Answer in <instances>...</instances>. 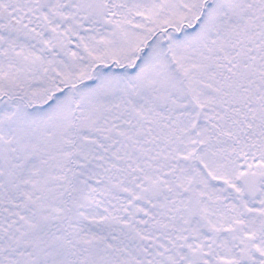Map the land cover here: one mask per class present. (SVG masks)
<instances>
[{
  "label": "snow or ice",
  "instance_id": "obj_1",
  "mask_svg": "<svg viewBox=\"0 0 264 264\" xmlns=\"http://www.w3.org/2000/svg\"><path fill=\"white\" fill-rule=\"evenodd\" d=\"M0 264H264V0H0Z\"/></svg>",
  "mask_w": 264,
  "mask_h": 264
}]
</instances>
